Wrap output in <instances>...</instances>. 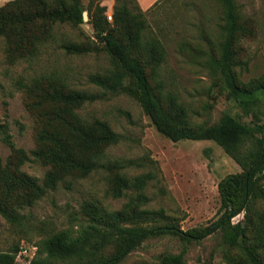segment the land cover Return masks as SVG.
<instances>
[{"label":"trees","instance_id":"1","mask_svg":"<svg viewBox=\"0 0 264 264\" xmlns=\"http://www.w3.org/2000/svg\"><path fill=\"white\" fill-rule=\"evenodd\" d=\"M220 2L221 56L214 63L224 74L231 95L247 105V100L254 102L264 96V75L259 80L242 82L233 68L241 64L235 60V48L243 39L255 36L256 21L241 16L236 0ZM86 10L94 38L64 40L61 48L69 55L104 52L108 56L111 68L92 74L89 81L105 92L121 91L133 97L156 129L173 141H214L242 172L219 182L218 220L206 227L183 231L168 219L164 209L147 207L149 198L144 191L155 175L149 172L129 177L123 172V164L107 160V150L119 144L120 135L107 121L80 114L97 96L72 87L65 76L52 73L19 83L35 122L34 148H16L6 126H2L4 141L12 151L6 162L0 156V214L17 221L19 211L35 204L49 190L106 169L108 194L114 199L128 198L122 208L112 211L101 204L87 203L85 211L91 222L83 233L74 236L68 231L57 232L42 242L40 254L45 253L48 258L73 257L85 244L96 241L98 252L82 264H120L150 237L174 235L186 242H200L221 232L229 264H264V121L257 113L251 124L225 113L213 125L194 123L178 97L162 91L160 81V88L156 89L147 71L150 69L156 79L166 52L162 42L149 34L150 25L136 0H117L113 22L108 21L105 6L91 4L86 8L82 0H11L0 6V36L7 62L16 64L36 58L43 47L55 40L58 27L83 24ZM32 162L47 168L43 179L23 170L25 164ZM242 213L244 219L233 223ZM18 251L16 248L0 252V264H15ZM232 251L237 253L231 254ZM30 264L50 263L36 258ZM160 264L185 262L183 254L164 255Z\"/></svg>","mask_w":264,"mask_h":264},{"label":"rangeland","instance_id":"2","mask_svg":"<svg viewBox=\"0 0 264 264\" xmlns=\"http://www.w3.org/2000/svg\"><path fill=\"white\" fill-rule=\"evenodd\" d=\"M136 1L150 25L149 34L162 42L166 52L156 79L152 78L150 69L147 71L156 89L160 88V81L162 91L178 97L194 123L213 125L225 113L250 124L257 113L264 121V96L254 102L247 100V105H243L244 100L231 95L224 74L214 63L221 56L220 0ZM82 2L86 8L91 4L105 6L107 19L113 22L117 0ZM236 2L242 17L256 21L255 36L243 39L235 48V60L241 64L234 66V71L242 82L249 83L264 75V0ZM131 8L135 9V5L131 4ZM84 16V23L78 27H58L55 40L43 47L39 56L16 64L7 62L4 40L0 36L1 158L6 162L12 151L4 141V125L16 148L29 151L35 146V122L26 108L19 83L57 73L65 76L72 87L97 96L96 101L80 110L83 117L107 121L120 135L119 144L107 150V160L123 164V172L129 177L149 172L155 175L144 191L149 198L148 208L164 209L168 219L183 231L215 223L221 207L219 182L228 175L242 172L241 167L214 141H173L165 137L133 97L121 91L105 92L92 84L89 81L92 74L111 68L108 56L104 52L69 55L61 48L64 40L94 38L88 10ZM23 170L41 180L47 168L32 162L25 164ZM108 190V172L101 169L85 179L49 190L35 204L19 211L17 221L0 214V252L16 248L20 251L24 247L36 249L29 256L18 258L15 264H30L36 258L50 264L87 262L97 251L96 241L85 244L73 257L48 258L47 254L39 253V248L44 240L60 231L74 236L82 234L91 222L85 211L87 203L101 204L112 211L121 209L128 198L114 199ZM243 219L244 213L236 216L233 223ZM179 254H183L185 264H229L221 232L200 242H186L174 235L150 237L120 264H160L162 256Z\"/></svg>","mask_w":264,"mask_h":264},{"label":"built area","instance_id":"3","mask_svg":"<svg viewBox=\"0 0 264 264\" xmlns=\"http://www.w3.org/2000/svg\"><path fill=\"white\" fill-rule=\"evenodd\" d=\"M110 19H112V16H109ZM36 249L31 248V247H24L21 249L19 252V255L17 256V259L20 258L21 256H29L31 251H34Z\"/></svg>","mask_w":264,"mask_h":264},{"label":"crops","instance_id":"4","mask_svg":"<svg viewBox=\"0 0 264 264\" xmlns=\"http://www.w3.org/2000/svg\"><path fill=\"white\" fill-rule=\"evenodd\" d=\"M11 0H0V6L4 5L5 3L9 2ZM139 1V0H138ZM140 2V1H139ZM141 4V3H140Z\"/></svg>","mask_w":264,"mask_h":264}]
</instances>
